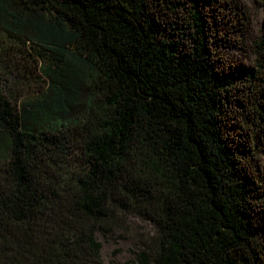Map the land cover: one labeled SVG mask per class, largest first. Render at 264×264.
<instances>
[{
	"label": "trees",
	"instance_id": "trees-1",
	"mask_svg": "<svg viewBox=\"0 0 264 264\" xmlns=\"http://www.w3.org/2000/svg\"><path fill=\"white\" fill-rule=\"evenodd\" d=\"M244 6L0 0V264H101L96 232L132 218L150 229L123 264H264V39ZM249 40L254 63L225 55ZM35 46L44 83L13 98L2 75Z\"/></svg>",
	"mask_w": 264,
	"mask_h": 264
},
{
	"label": "rangeland",
	"instance_id": "rangeland-1",
	"mask_svg": "<svg viewBox=\"0 0 264 264\" xmlns=\"http://www.w3.org/2000/svg\"><path fill=\"white\" fill-rule=\"evenodd\" d=\"M245 6L247 14H249V24L247 30H250V34L255 38L256 36L264 39V0H240ZM256 37V38H257ZM258 38V39H259ZM240 41V40H239ZM0 42L6 44H12V40L8 39L3 32H0ZM246 42V43H245ZM245 48H226L224 49L225 55L228 57L246 64L254 63L255 60L261 57V54L257 53V47L249 40L245 41ZM39 47L35 46V49L29 50L24 57L19 56V67L17 71L14 70L11 77L2 75L4 79H7V88L11 96L19 98L33 97L37 95L39 86L42 82V75L36 71L31 75L26 74L25 62L34 58L38 59V65L47 63L45 55L40 54ZM12 52V50H10ZM31 62V60H30ZM13 67L15 64H11ZM24 66V67H23ZM26 68V69H25ZM0 151V157L2 156ZM74 166L71 167L72 171ZM132 230L129 232L112 231L110 233H103L101 231L96 232L97 240L101 243L100 260L101 264H123L134 257V250L138 249L137 232H145L150 229V226L146 222L139 221L138 219H131ZM261 236L264 237V229L261 230Z\"/></svg>",
	"mask_w": 264,
	"mask_h": 264
}]
</instances>
